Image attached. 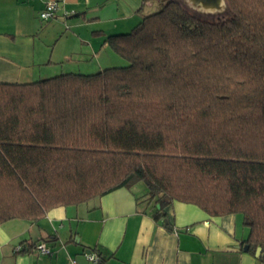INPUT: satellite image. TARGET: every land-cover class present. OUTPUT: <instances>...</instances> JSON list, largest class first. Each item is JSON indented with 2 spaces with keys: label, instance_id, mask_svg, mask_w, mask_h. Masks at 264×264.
Segmentation results:
<instances>
[{
  "label": "trees",
  "instance_id": "16d2710c",
  "mask_svg": "<svg viewBox=\"0 0 264 264\" xmlns=\"http://www.w3.org/2000/svg\"><path fill=\"white\" fill-rule=\"evenodd\" d=\"M142 1L158 9L105 39L125 65L0 83V224L142 183L155 220L241 215L264 264V0L217 23Z\"/></svg>",
  "mask_w": 264,
  "mask_h": 264
},
{
  "label": "crops",
  "instance_id": "0c3cea01",
  "mask_svg": "<svg viewBox=\"0 0 264 264\" xmlns=\"http://www.w3.org/2000/svg\"><path fill=\"white\" fill-rule=\"evenodd\" d=\"M50 0H0V83L26 84L63 73L94 74L124 65L105 43L127 33L159 6L142 0H55L54 17L39 14ZM142 183L77 206H57L38 220L0 224V264H260L241 245L249 230L242 216L212 217L173 202L152 217ZM44 243L49 255L34 250ZM23 251L19 254V251Z\"/></svg>",
  "mask_w": 264,
  "mask_h": 264
},
{
  "label": "water",
  "instance_id": "95a60500",
  "mask_svg": "<svg viewBox=\"0 0 264 264\" xmlns=\"http://www.w3.org/2000/svg\"><path fill=\"white\" fill-rule=\"evenodd\" d=\"M187 7L203 13V14H220L226 9L225 0H181ZM157 209L159 207L157 206ZM163 226L167 229H171L168 225L167 219H163ZM247 250V246L244 247ZM89 253V250L87 251ZM262 257L261 248L258 247L255 251V258Z\"/></svg>",
  "mask_w": 264,
  "mask_h": 264
},
{
  "label": "built area",
  "instance_id": "2783aa9c",
  "mask_svg": "<svg viewBox=\"0 0 264 264\" xmlns=\"http://www.w3.org/2000/svg\"><path fill=\"white\" fill-rule=\"evenodd\" d=\"M57 6H58L57 1H55V0L48 1L45 4V7L42 10V12L39 14L40 20L43 22H47V21L51 20L55 15V12L57 10ZM34 250L40 255H49L50 254V249L44 243L36 244ZM85 258L90 264H99V261H100L99 257L95 253H91V252L86 253ZM71 264H74V262L72 261Z\"/></svg>",
  "mask_w": 264,
  "mask_h": 264
},
{
  "label": "rangeland",
  "instance_id": "374dc122",
  "mask_svg": "<svg viewBox=\"0 0 264 264\" xmlns=\"http://www.w3.org/2000/svg\"><path fill=\"white\" fill-rule=\"evenodd\" d=\"M185 8H186V10H187L190 14H192V15L197 14L196 11H194L193 9H191V8H189V7H185ZM157 9H158V7H157V5H156V6H154L152 9H150L148 12L153 13V12H155ZM227 15H228V12H227V11H225V12H223V13H220V14H203V13H200V12H199L198 17L201 18V19H203V20H206V21H208V22H215V23H217V22L225 21V20L228 18ZM124 65H125V63H124Z\"/></svg>",
  "mask_w": 264,
  "mask_h": 264
}]
</instances>
